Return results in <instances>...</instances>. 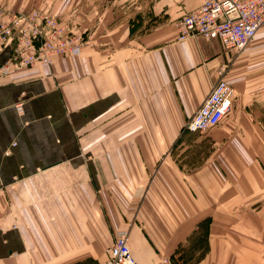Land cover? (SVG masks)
<instances>
[{
    "label": "crops",
    "instance_id": "1",
    "mask_svg": "<svg viewBox=\"0 0 264 264\" xmlns=\"http://www.w3.org/2000/svg\"><path fill=\"white\" fill-rule=\"evenodd\" d=\"M199 4L154 0L147 28L104 6L78 53L0 76V264H88L125 229L135 264H174L204 216L193 264H264L233 215L235 175L264 148V27L241 50L178 40L176 20ZM223 67L231 110L191 162L184 124Z\"/></svg>",
    "mask_w": 264,
    "mask_h": 264
},
{
    "label": "built area",
    "instance_id": "2",
    "mask_svg": "<svg viewBox=\"0 0 264 264\" xmlns=\"http://www.w3.org/2000/svg\"><path fill=\"white\" fill-rule=\"evenodd\" d=\"M178 40L201 35L218 39L225 48L241 50L264 27V0H200L195 9L176 20ZM84 38L63 28L42 11H9L0 8V50L9 54L0 62V76L38 63L50 65L59 56L78 53ZM224 67L199 107L184 124L189 133H203L230 112L234 91L224 77ZM19 107V105H18ZM128 230L117 231L105 257L92 264H135Z\"/></svg>",
    "mask_w": 264,
    "mask_h": 264
},
{
    "label": "rangeland",
    "instance_id": "3",
    "mask_svg": "<svg viewBox=\"0 0 264 264\" xmlns=\"http://www.w3.org/2000/svg\"><path fill=\"white\" fill-rule=\"evenodd\" d=\"M153 1L154 0H18L16 3H12V0H0V8L15 12H46L60 24L64 31H70L82 36L85 43L86 37H84L82 30L84 28V19L87 18V14L99 12V9H104L102 7L112 4L115 9L122 11V14H128L134 24L142 23L141 28H147L150 24L149 13L151 12V4ZM20 69H15L10 73ZM210 131L211 129L203 133H191L183 136L182 140L185 144L182 146H188L185 152H187L189 156V158H185H188V160L191 158V162H197L200 161V157L203 156L204 158L205 155L208 156L210 148L207 142L210 139L207 135ZM196 148H198L196 150V152H198L197 158L194 157V150ZM258 155L260 157L256 155L259 162L256 163V169H254V165L252 164V160H254L252 155L251 159L249 157L246 161L247 164L243 167V171L240 172L242 177L243 172L245 173L244 178H240L236 175L234 178L235 187L237 185L238 189L233 202V210H235L233 215L236 221L239 220L240 222L244 220L245 222V220H248L249 228L248 231L243 230V235L244 237L247 236L249 239V254L251 258L257 253L264 254V148L262 153ZM191 162H188L187 165ZM237 166L242 165L235 164V173H237ZM241 184H247V189L242 190ZM242 210L244 212H242ZM241 216L244 217L242 218ZM208 225L209 216H204L196 227L195 234H192L188 240L177 249L175 256L177 264H193L195 262L193 259L200 256L205 249L208 248ZM241 232L242 230L239 228L235 231V235L241 237ZM244 248L248 249V246H244ZM235 253H237L236 250ZM89 263L92 264L93 262ZM254 263L255 261H250V264Z\"/></svg>",
    "mask_w": 264,
    "mask_h": 264
},
{
    "label": "trees",
    "instance_id": "4",
    "mask_svg": "<svg viewBox=\"0 0 264 264\" xmlns=\"http://www.w3.org/2000/svg\"><path fill=\"white\" fill-rule=\"evenodd\" d=\"M206 220H207V218H206ZM206 250H207V248L205 249V251L201 254V256H203L204 255V253L206 252ZM174 264H177V262L176 261H174Z\"/></svg>",
    "mask_w": 264,
    "mask_h": 264
}]
</instances>
